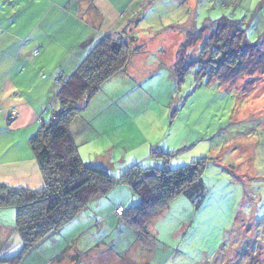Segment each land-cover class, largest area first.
I'll list each match as a JSON object with an SVG mask.
<instances>
[{"label": "rangeland", "instance_id": "rangeland-1", "mask_svg": "<svg viewBox=\"0 0 264 264\" xmlns=\"http://www.w3.org/2000/svg\"><path fill=\"white\" fill-rule=\"evenodd\" d=\"M263 1L145 0L153 26L141 24L136 33L144 51L133 55L127 72L111 78L87 104L72 126L75 142L85 163L106 169L115 179L135 165L177 169L211 158L205 197L199 205L179 195L147 233L139 234L116 209L135 206L140 197L129 185L115 184L74 220L87 226L76 242L83 253L76 254L74 264H264V70L254 69L230 84L198 83L193 69L179 85L173 74L188 28H200L222 13L245 20L249 39L260 41L264 50ZM33 6L0 0V51L7 47L11 56L15 49H33L34 40L25 42L23 35L24 25L39 11ZM206 37L190 49L191 55L200 54ZM28 62L15 55L0 61V86L7 73L15 72L30 92L40 88L42 74ZM24 65L26 72L16 73ZM66 70L70 74L73 69ZM20 96L36 100L40 95ZM55 99L46 120L55 107L60 110ZM40 122L1 132L0 160L32 153L29 139ZM153 150L162 155L152 156ZM8 211L15 213L0 210Z\"/></svg>", "mask_w": 264, "mask_h": 264}, {"label": "trees", "instance_id": "trees-1", "mask_svg": "<svg viewBox=\"0 0 264 264\" xmlns=\"http://www.w3.org/2000/svg\"><path fill=\"white\" fill-rule=\"evenodd\" d=\"M148 5L123 30L104 34L72 75L58 77L56 98L60 110L55 109L49 120L41 117L38 131L29 139L43 175V186L33 190L0 183V210L15 209V233L11 236L18 235L24 243L22 251L9 261L11 264H22L24 257L44 244H49L45 249L61 248L62 245L50 243L53 234L67 232L69 227L80 230L81 223L74 220L117 183L129 185L140 197L135 206L126 209L119 205L123 210L116 211L139 234L147 233L148 225L179 195L199 205L205 197L204 175L211 158H198L177 169L135 165L115 179L106 169L85 163L75 142L72 126L87 104L106 82L127 72L133 55L144 51L145 45L136 33L141 24L148 29L153 26V12ZM244 22L222 13L200 28L195 24L188 28L173 67L176 82L183 84L193 69H197L198 83L214 80L221 84H230L254 69L264 70V50L260 41L249 39ZM206 35L200 54L191 55L190 49ZM15 118L16 113H10L8 121ZM156 151L152 156L162 155ZM3 239L0 235V244ZM78 261L76 257L75 263ZM2 262L6 261L0 259Z\"/></svg>", "mask_w": 264, "mask_h": 264}, {"label": "crops", "instance_id": "crops-1", "mask_svg": "<svg viewBox=\"0 0 264 264\" xmlns=\"http://www.w3.org/2000/svg\"><path fill=\"white\" fill-rule=\"evenodd\" d=\"M23 1L35 5L34 9L39 8L33 21L23 27V35L27 38L25 42L34 40L31 44L33 49L27 53L20 48L15 49L12 50L11 56L15 55L17 60L25 59L26 62L29 60L27 65L34 64L33 69L42 74L40 76L44 83L30 92L21 84V80L16 79L15 72L7 73L6 78L4 76L0 86V133L34 126L41 117L46 119L47 111L50 105H53L51 98L58 93V77L68 78L72 75L104 34L123 30L147 4L145 0H64L63 3L60 0H20ZM11 15L16 13L12 11ZM7 52V47L4 52L0 51V61L11 57ZM67 68L73 69L70 74ZM13 69L14 65L9 71ZM19 71L26 72L25 65L16 73ZM20 95L40 96L36 100H21ZM55 100L58 102L57 98ZM55 109L58 110L56 107ZM13 112L17 118L8 121L10 113ZM5 147L6 145L1 150ZM6 151L7 149H4V152ZM0 183L12 187L40 189L44 180L33 152L25 157L14 154L0 160ZM15 217L14 211H8L6 214L0 212V235L4 238L0 244V259L6 261L2 264H11L9 261L16 257L24 246L22 238L18 235L11 236V233H15ZM79 223L82 225L80 230L72 231V227H69V231L57 232L49 239L50 243L55 242L59 247L62 245L61 248L56 250L52 246L45 249L49 244L41 245L32 254L24 257L22 264H74L78 257L76 254L83 253V248L77 246L76 242L87 227L84 222ZM61 249L67 250V253L61 252ZM48 253L55 256L50 257ZM61 256L63 258H60Z\"/></svg>", "mask_w": 264, "mask_h": 264}, {"label": "built area", "instance_id": "built-area-1", "mask_svg": "<svg viewBox=\"0 0 264 264\" xmlns=\"http://www.w3.org/2000/svg\"><path fill=\"white\" fill-rule=\"evenodd\" d=\"M14 113H15V112H14ZM122 210H123L122 207H118V208L116 209V211L119 212V213H121Z\"/></svg>", "mask_w": 264, "mask_h": 264}]
</instances>
